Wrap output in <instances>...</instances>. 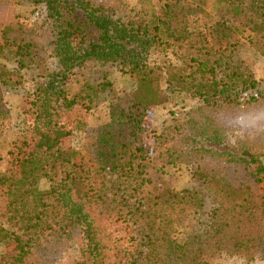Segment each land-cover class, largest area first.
<instances>
[{
	"label": "trees",
	"instance_id": "obj_1",
	"mask_svg": "<svg viewBox=\"0 0 264 264\" xmlns=\"http://www.w3.org/2000/svg\"><path fill=\"white\" fill-rule=\"evenodd\" d=\"M22 1L0 0V137L5 89L21 91L23 117L0 170V264L264 259V125L237 134L264 111L240 45L264 59V0H214V17L205 0H32L45 14L30 25ZM183 94L200 103L153 126ZM105 102L82 150L65 144L85 128L72 113ZM183 171L194 187L172 183Z\"/></svg>",
	"mask_w": 264,
	"mask_h": 264
},
{
	"label": "rangeland",
	"instance_id": "obj_2",
	"mask_svg": "<svg viewBox=\"0 0 264 264\" xmlns=\"http://www.w3.org/2000/svg\"><path fill=\"white\" fill-rule=\"evenodd\" d=\"M133 3L135 0H129ZM207 9L211 16L216 15V4L214 0H205ZM35 3L32 0H23L18 6L19 20L22 23L30 25L35 21L40 20L44 14L45 10L42 6L34 7ZM202 19V18H201ZM203 20V19H202ZM201 20V21H202ZM241 45V57L247 61L254 71L255 77L257 79L264 78V59L255 54L244 41L240 43ZM50 66H55V59H50ZM114 87L119 92H131L135 87V82L129 77L128 74L122 73L116 68L109 67ZM21 91L17 89L7 88L4 90V100L6 105L10 109L11 119L9 125L4 127L0 137V170H4L8 167L9 163V149L11 148L12 142L17 138L19 130L21 129L22 123V114L20 113V107L22 105ZM183 99L180 104L175 105L173 102L167 101L162 105H159L154 108L153 115L151 118V124L156 128H159L162 123L170 117L173 113H176L181 110L189 109L190 107L197 106L200 101L190 97L188 94H183ZM72 117L75 118V121L79 120L85 124L83 130L73 129L72 134L66 139L65 144L70 145L71 147L82 150L86 136L92 130H94L99 124L105 122L108 119V105L107 103H101L89 112H82L81 110H76L72 113ZM245 123L242 124V127L237 134L252 133L253 130L257 128L260 129L264 125V111H259L254 114H249L244 116ZM243 128V129H242ZM172 183L176 188L181 187H194L195 184L190 181V174L183 171V173L170 177ZM42 185H45L44 182H41ZM111 224L112 229L116 231V234L120 236L122 240H126L125 231L122 224L119 221L114 220ZM5 248L4 244L0 245V252ZM76 255L74 249H71L67 254H65V260L72 258ZM65 261V262H66ZM215 262L217 264H264V259L255 258L253 260H248L243 256H226L219 254L215 257ZM63 264V263H61Z\"/></svg>",
	"mask_w": 264,
	"mask_h": 264
}]
</instances>
